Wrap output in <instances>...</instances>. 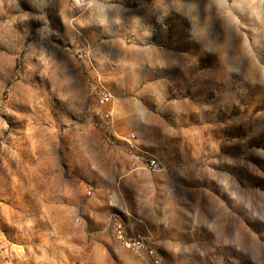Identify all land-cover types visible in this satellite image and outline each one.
Listing matches in <instances>:
<instances>
[{
	"label": "clouds",
	"instance_id": "1",
	"mask_svg": "<svg viewBox=\"0 0 264 264\" xmlns=\"http://www.w3.org/2000/svg\"><path fill=\"white\" fill-rule=\"evenodd\" d=\"M0 264H264V0H0Z\"/></svg>",
	"mask_w": 264,
	"mask_h": 264
}]
</instances>
